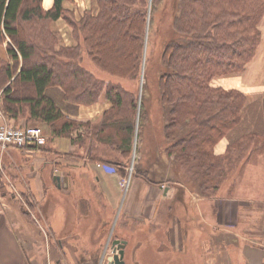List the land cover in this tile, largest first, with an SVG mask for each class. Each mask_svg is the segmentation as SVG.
Here are the masks:
<instances>
[{"label": "trees", "instance_id": "16d2710c", "mask_svg": "<svg viewBox=\"0 0 264 264\" xmlns=\"http://www.w3.org/2000/svg\"><path fill=\"white\" fill-rule=\"evenodd\" d=\"M42 1L0 0V43H7L12 60H0L2 110L9 118L47 126L52 138L65 137L83 148L85 160L125 168L133 153H140L148 116L158 131L157 152L149 150L147 157L155 161L143 170L142 158L135 159V176L163 186L164 171L170 180L172 168L193 164L201 196H215L228 179L235 165L229 155L233 145L242 160L251 145L261 141L264 148V99L246 106L242 92L212 85L215 78L242 73L254 58L264 0H95V11L79 18L64 8L65 0H54L49 10ZM61 18L76 46L57 47L60 39L51 24ZM148 32L155 37L153 46L160 37L161 49L145 61ZM83 52L120 80L144 75L142 101L120 83L96 78L83 66ZM104 102L111 108L95 121L80 123L65 112L66 104ZM225 137L230 148L216 156L214 147ZM231 205L235 217L239 203ZM155 237L166 242L167 229L157 228Z\"/></svg>", "mask_w": 264, "mask_h": 264}, {"label": "crops", "instance_id": "0c3cea01", "mask_svg": "<svg viewBox=\"0 0 264 264\" xmlns=\"http://www.w3.org/2000/svg\"><path fill=\"white\" fill-rule=\"evenodd\" d=\"M53 4L54 0L42 1L45 10L51 9ZM94 4L95 0H65L64 8L74 11L79 18L85 10L95 9ZM259 28L261 41L245 70L212 81L213 87L242 92L246 106L264 99V17ZM53 31L57 36L61 35V44L77 45L70 27L54 28ZM0 60L12 64L7 43H0ZM83 66L94 73L85 59ZM1 94L0 90V124L5 120L15 126H26V118L13 120L3 113ZM65 108L70 119L85 123L95 121L111 108V104H66ZM40 127L48 139L45 146L10 147L22 150V165L15 181L22 189L19 191L22 197H27L34 205L38 217L35 220L29 218L23 208L18 209L5 195L0 196V264H93L91 259L102 258L108 239H95L92 234L91 241H87L84 233L78 231L82 222L91 219L96 207L94 198H98L102 209L113 218L108 220L100 215L99 233L102 235L109 234L112 227L116 231L121 217L133 223L136 221L138 228L149 229L146 237L137 239L138 247L131 253L132 258L140 259L141 248L152 245L155 238L150 229L156 225L158 230L167 229V241L156 248L159 254L170 252L183 257L191 248L199 264H264V211H256L257 206L244 205L258 201L250 192L238 191V187L233 192L229 200L239 202V206L232 222L217 220L216 198L194 195L186 189V202L174 206L180 196L175 190L149 184L132 174L123 197L128 167L85 160L83 148L73 145L68 138H52L47 126ZM228 146L229 139H221L214 147V154L224 156ZM225 193L228 191L222 187L219 197L223 199ZM190 220L192 224L188 229ZM118 233L116 237H121ZM125 241L124 260L129 244L128 239Z\"/></svg>", "mask_w": 264, "mask_h": 264}, {"label": "rangeland", "instance_id": "374dc122", "mask_svg": "<svg viewBox=\"0 0 264 264\" xmlns=\"http://www.w3.org/2000/svg\"><path fill=\"white\" fill-rule=\"evenodd\" d=\"M94 8L96 9L95 4H94ZM95 9H89V10L95 11ZM89 10H85L83 14ZM59 23L60 24H58V22L56 21L55 23L51 24V27L53 29L54 28L61 29V27L68 26V23L66 19L64 18H61ZM166 23L168 24V21H165L164 26L166 25ZM156 27H157V24L155 25V27L154 25L153 27H151L152 28L151 31H153V33L155 32ZM149 32H150V28H149ZM149 32H148V38H147L148 40H147L145 61L146 59L150 58V55L155 56V58H157V56H159L160 54V49H161L160 37L157 36L156 45L153 46L151 44V41H154L155 37L153 38L150 37L151 33ZM59 37L61 38V35H59L58 38ZM148 42H149V45H148ZM60 44L61 43L57 45L58 48L60 47L59 46ZM61 45L64 47H71V46H67L66 43H63ZM82 54H83L84 59L87 60L88 67L91 70H94V74L96 78L111 81L113 83H120L125 88V90L130 93V95L135 96L136 100H138V103L142 101V98H143L142 87L145 82L144 75L141 74L140 77L135 80L134 79H126V80L121 79L120 80L118 77H113L109 75L107 72L98 68L91 59L87 58L85 52H83ZM114 55L115 54L112 53V57ZM152 82L155 88L156 87L155 81L153 80ZM155 97H157V94L155 95ZM1 98H2V94H1ZM143 101L146 104L147 98L143 99ZM4 123L7 124L5 120L3 124ZM29 126H40V125L39 123H31L29 124ZM157 133L158 131L155 130L154 125L151 123V120L147 116L144 121L143 129L141 132V137L139 138L140 153L139 155L136 153H133L131 160H129L130 161L129 166H128L129 174L126 175L125 180L123 181V190H124L123 197H125V193L127 192L126 189H127L131 174H132V177H136L135 169L137 167L135 164V159L139 158V156L142 158L143 163L139 164V167L141 168V170H143L145 166L148 167L149 166L148 164H150V162L155 161L151 159L150 157H147L148 155L147 153L149 152L150 149H154V151L157 152V149H156V134ZM62 138H65V137H62ZM92 139L93 137H91L90 140ZM260 142L258 145L257 144L255 146L251 145L253 146V151L249 155L246 153L243 160L241 159V157L238 156L240 152L238 151L236 144L233 145L229 155L233 156L235 165L228 179L224 181L221 186V188L224 187V189L228 191V194L225 193L223 194V199L220 198L219 197L220 190H221L220 188L219 192H217L215 196H203L207 198H212V197L216 198L214 204H215V216L217 220L221 222L222 221L232 222L235 219L234 211L231 208L232 206L231 204L232 203L235 204L237 203V201H231L229 199L232 197V194L237 189V187H238V191H242L244 193L246 192V194L250 192L251 194H253V196L256 199H258V201L255 203L254 202L251 203L249 201L250 204L245 202L244 205L247 204L253 207L260 206L258 208L255 207L254 209L258 212L260 210L264 211L263 210L264 209V148L263 146H261ZM206 147H207L206 150H208L207 152L211 154L212 153V148L210 151L211 145H207ZM229 148L230 147L228 146V149ZM113 157H114V160L121 159L120 157L115 156V155L110 156L111 159H113ZM208 160L210 161V159ZM121 161L123 160L121 159ZM145 161H148L149 163L148 162L144 163ZM21 165H22V150L17 149V148H7L4 150L0 148V196L5 195V198L8 199V202L13 203L18 209L21 207V210H22L23 208L24 213H26L29 218L35 220L38 217V213L35 210L34 205L31 204L30 200H28L27 197H22V194H20L19 192V191H22V189H19L15 181L16 178L17 179L19 178L18 170L21 168ZM106 165H109V164H106ZM113 165L115 164L113 163ZM192 166L193 164L188 168H184L183 166H180L178 168H172L170 180H168V177H169L168 169L164 171L163 173V180L161 181V183H163L162 185L171 187L173 190L176 191L177 196L180 195L178 199L175 201V204H173L174 206L179 205L182 202L184 203L186 202V197H185L184 192H186L188 189L192 193H194V195L201 194L198 189L199 179L197 177H194L195 172ZM169 169H171L170 166H169ZM155 173L156 175L158 174L160 175L161 170L155 169ZM89 185L90 183L88 184V186ZM130 186H131V183H130ZM182 190H183V193H181ZM246 194H245V197H246ZM93 203L94 205H96V207L94 206V211L92 212L91 219L88 222H85V221L82 222V225L78 227V231H82L84 233L85 239L87 241H91L90 236L92 234H94L95 239L97 238L102 239V240L108 239L106 250H109V251L105 250V254L102 258L98 260L91 259L90 260L91 262L90 261L88 262L93 263V264H109L108 258L114 255L115 249L117 250V247L113 246V241L114 240L125 241L128 239L129 244L127 248V256L125 258L126 264H199L196 259L195 253L193 250H191V248L188 249V251L185 253L183 257H179L178 255H172L170 253L158 254L155 245L156 244L159 245L160 243L159 241H157L155 237V231H156V228H158L156 225L155 227L150 229V232L152 233L151 235L154 234V238H155L152 245H149L147 248L144 245L141 248L142 251L139 254L140 259L132 258L131 253L135 251V247L137 246V239H143L144 237H146V234L148 233L149 229L147 228L145 229L142 226L138 228L136 221L133 223V221L128 220V218L121 217L120 220H118V228L116 229V231H114L115 227L113 228L111 226L112 228L109 234L102 235L101 233H99L100 215L105 217L108 220H112L113 218H111V216L102 209L98 198H94ZM186 206L188 207V205ZM193 213H194V209H193ZM189 224H192L191 220L187 224L186 228L190 226ZM120 229H122V232H120ZM115 232L116 233L119 232L118 235H120L121 237L119 236L116 237ZM162 245H164V243H162ZM81 264H83V262Z\"/></svg>", "mask_w": 264, "mask_h": 264}, {"label": "built area", "instance_id": "2783aa9c", "mask_svg": "<svg viewBox=\"0 0 264 264\" xmlns=\"http://www.w3.org/2000/svg\"><path fill=\"white\" fill-rule=\"evenodd\" d=\"M47 143L44 130L39 126H15L9 123L0 124V148L35 147L41 148ZM101 166V164H98Z\"/></svg>", "mask_w": 264, "mask_h": 264}, {"label": "water", "instance_id": "95a60500", "mask_svg": "<svg viewBox=\"0 0 264 264\" xmlns=\"http://www.w3.org/2000/svg\"><path fill=\"white\" fill-rule=\"evenodd\" d=\"M127 242L126 241H120V240H114L113 246L117 247V250H114V255L108 258L109 264H126L124 260V254H125V247Z\"/></svg>", "mask_w": 264, "mask_h": 264}]
</instances>
